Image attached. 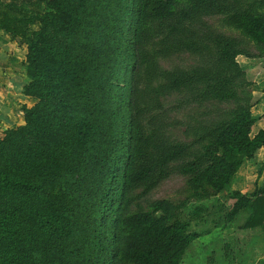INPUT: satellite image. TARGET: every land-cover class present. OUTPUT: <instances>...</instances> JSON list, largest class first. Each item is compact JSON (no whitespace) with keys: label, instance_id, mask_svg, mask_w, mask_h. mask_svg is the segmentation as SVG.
<instances>
[{"label":"trees","instance_id":"obj_1","mask_svg":"<svg viewBox=\"0 0 264 264\" xmlns=\"http://www.w3.org/2000/svg\"><path fill=\"white\" fill-rule=\"evenodd\" d=\"M0 29L26 45L24 94L37 100L0 136V264H182L209 233L182 219L185 203L128 213L130 191L174 174L199 200L229 193L228 223L246 212L241 228L264 229V187L232 189L264 146L237 59L264 57V0H0ZM185 53L198 63L160 65Z\"/></svg>","mask_w":264,"mask_h":264},{"label":"rangeland","instance_id":"obj_2","mask_svg":"<svg viewBox=\"0 0 264 264\" xmlns=\"http://www.w3.org/2000/svg\"><path fill=\"white\" fill-rule=\"evenodd\" d=\"M211 25L221 32L242 39L238 30H235L224 24L222 16L210 18ZM251 46L253 51L257 49ZM262 57L254 58L255 61H263ZM238 61L242 63V56H238ZM198 57L190 54H181L168 59H160V65L165 69H173L174 67L191 68L198 63ZM248 74V73H247ZM249 78V74H248ZM139 87L146 93L148 91V68L144 67L139 75ZM181 98L180 95L174 97H165V105L175 103ZM180 118L185 120L186 114H180ZM173 136L181 140L190 139L185 131V126H179L174 129ZM142 189L134 192L130 191L127 194L128 213H135L138 210H150V204L156 200L168 199L173 203H185V209L182 212V219L192 221L193 230H209V233L204 234L195 240L188 248L182 264H232L236 263V258H241L242 241L240 239L242 229L241 225L245 222L248 213L242 212L232 223H228L226 216L229 210L233 207L234 199L227 192L213 195L209 198L199 200L193 196L192 191L188 187L186 178L178 174L172 175L169 179L160 184L149 196L142 194ZM198 207H203L204 211L201 215L193 214ZM204 217L205 220L200 218ZM200 221V222H199ZM218 222V226H214ZM230 224V225H229ZM224 225H229L223 228ZM228 227H234L230 235L233 239L229 243L225 237L224 230ZM208 235V236H205ZM197 241V242H196ZM243 262V261H242ZM264 264V260L259 261ZM258 263V264H260Z\"/></svg>","mask_w":264,"mask_h":264},{"label":"crops","instance_id":"obj_3","mask_svg":"<svg viewBox=\"0 0 264 264\" xmlns=\"http://www.w3.org/2000/svg\"><path fill=\"white\" fill-rule=\"evenodd\" d=\"M26 54V45H19L0 29V136L8 129L24 124L22 106L30 107L37 101L24 94V87L30 81L27 75ZM240 56L244 63L241 65L249 74V80L255 83L252 93L255 105L252 111L254 116L259 118L252 131V135H255L260 129H264V118H260L264 114V60L259 62L254 58ZM261 187H264V146L258 150L254 158L244 161L232 185L233 190H239L244 194L253 193ZM233 230L234 227L224 230L226 243L233 239V235H230ZM241 231L240 239L243 242L240 246L241 258H236V263L232 264L260 263V260H264V229L259 226L243 228Z\"/></svg>","mask_w":264,"mask_h":264}]
</instances>
